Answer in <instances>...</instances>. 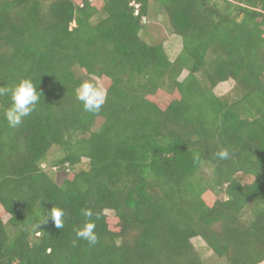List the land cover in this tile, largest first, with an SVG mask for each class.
<instances>
[{
	"label": "trees",
	"instance_id": "16d2710c",
	"mask_svg": "<svg viewBox=\"0 0 264 264\" xmlns=\"http://www.w3.org/2000/svg\"><path fill=\"white\" fill-rule=\"evenodd\" d=\"M152 1L181 37L172 60L142 36L150 0H0V87L41 92L16 127L0 96V264H216L196 236L221 264H264V0ZM74 66L104 82L98 113ZM83 208L95 246L75 235Z\"/></svg>",
	"mask_w": 264,
	"mask_h": 264
},
{
	"label": "clouds",
	"instance_id": "9594fccd",
	"mask_svg": "<svg viewBox=\"0 0 264 264\" xmlns=\"http://www.w3.org/2000/svg\"><path fill=\"white\" fill-rule=\"evenodd\" d=\"M3 95L10 97V104L3 115L11 127L19 125L23 117L30 116L41 99V92L37 91V86L29 78H21L10 87H0V96ZM75 95L82 109L93 114L101 110L107 97L106 91L90 80H83L75 89ZM216 155L219 159H228L229 151L222 149ZM81 214L85 220L81 227L74 229L76 238L87 241L89 246H95L98 243V235L95 232V221L92 219L94 213L90 208H83ZM63 216L62 209L52 207L46 219L50 217L54 226L61 229L64 227Z\"/></svg>",
	"mask_w": 264,
	"mask_h": 264
},
{
	"label": "rangeland",
	"instance_id": "374dc122",
	"mask_svg": "<svg viewBox=\"0 0 264 264\" xmlns=\"http://www.w3.org/2000/svg\"><path fill=\"white\" fill-rule=\"evenodd\" d=\"M76 2H80L81 0H75ZM144 27L142 29V36L144 39L153 44L161 43L164 46V49L169 57V59H174L175 56L178 54L182 47L181 37L172 33L169 28L167 17L160 6L157 3L150 0L148 14L143 19ZM74 23L72 22L70 26H73ZM73 70L77 76H81L84 80H90L94 84L98 85L99 87L105 90L104 82L101 81L99 78L93 76L90 79L87 78L82 69L77 66L73 67ZM187 73L186 70H183L179 76V78H183ZM234 85V81L229 79L227 81H223L218 83L213 91L216 95L221 96L231 92L232 87ZM102 122L101 117H96L92 129H96ZM61 152L58 148L52 147L49 150L48 156L46 160L42 163V167L46 168L47 172L50 173L52 178L57 182L60 183L63 178L66 176V173L63 169H58L56 167H52V162L60 157ZM83 166V165H82ZM242 179L248 180L249 177L246 175H239ZM208 198V197H207ZM212 195L209 196V201H211ZM106 212L112 215V211L106 210ZM8 218L7 214L2 215V220L6 221ZM191 243L199 256L205 260L206 262L221 264L217 259L213 257L212 250L209 249L205 243V241L200 237L196 236L191 238ZM223 264V263H222Z\"/></svg>",
	"mask_w": 264,
	"mask_h": 264
}]
</instances>
